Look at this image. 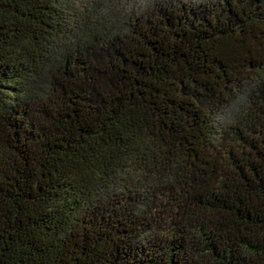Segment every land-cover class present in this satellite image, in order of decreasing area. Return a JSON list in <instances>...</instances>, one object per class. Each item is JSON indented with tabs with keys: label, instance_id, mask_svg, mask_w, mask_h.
I'll return each mask as SVG.
<instances>
[{
	"label": "trees",
	"instance_id": "1",
	"mask_svg": "<svg viewBox=\"0 0 264 264\" xmlns=\"http://www.w3.org/2000/svg\"><path fill=\"white\" fill-rule=\"evenodd\" d=\"M120 6L0 0V264H264V0Z\"/></svg>",
	"mask_w": 264,
	"mask_h": 264
},
{
	"label": "rangeland",
	"instance_id": "2",
	"mask_svg": "<svg viewBox=\"0 0 264 264\" xmlns=\"http://www.w3.org/2000/svg\"><path fill=\"white\" fill-rule=\"evenodd\" d=\"M120 2V7L118 9L128 13L136 14L137 10H142L149 2L156 0H118ZM199 2L201 0H192ZM132 16V15H131Z\"/></svg>",
	"mask_w": 264,
	"mask_h": 264
}]
</instances>
